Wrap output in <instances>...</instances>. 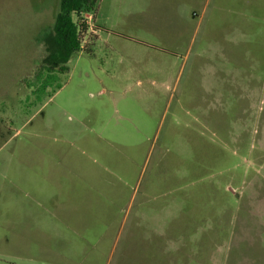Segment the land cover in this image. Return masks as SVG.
Returning a JSON list of instances; mask_svg holds the SVG:
<instances>
[{
    "label": "rangeland",
    "instance_id": "rangeland-1",
    "mask_svg": "<svg viewBox=\"0 0 264 264\" xmlns=\"http://www.w3.org/2000/svg\"><path fill=\"white\" fill-rule=\"evenodd\" d=\"M59 3L0 0V264H264V0H99L40 85Z\"/></svg>",
    "mask_w": 264,
    "mask_h": 264
},
{
    "label": "trees",
    "instance_id": "trees-1",
    "mask_svg": "<svg viewBox=\"0 0 264 264\" xmlns=\"http://www.w3.org/2000/svg\"><path fill=\"white\" fill-rule=\"evenodd\" d=\"M98 3L99 0H60L52 32L44 40L47 55L36 76L40 85L42 82L47 84V81L56 82V73L66 74L69 71L70 60L83 48L81 28L87 30L85 24L80 23L81 16L94 13Z\"/></svg>",
    "mask_w": 264,
    "mask_h": 264
}]
</instances>
